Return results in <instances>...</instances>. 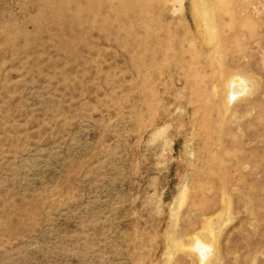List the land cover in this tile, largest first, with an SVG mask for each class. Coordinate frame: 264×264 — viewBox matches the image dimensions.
I'll list each match as a JSON object with an SVG mask.
<instances>
[{
  "label": "rangeland",
  "instance_id": "1",
  "mask_svg": "<svg viewBox=\"0 0 264 264\" xmlns=\"http://www.w3.org/2000/svg\"><path fill=\"white\" fill-rule=\"evenodd\" d=\"M201 263L264 264V0H0V264Z\"/></svg>",
  "mask_w": 264,
  "mask_h": 264
},
{
  "label": "bare ground",
  "instance_id": "2",
  "mask_svg": "<svg viewBox=\"0 0 264 264\" xmlns=\"http://www.w3.org/2000/svg\"><path fill=\"white\" fill-rule=\"evenodd\" d=\"M203 258H205V257H203ZM203 261H204V259H203ZM202 264V263H201Z\"/></svg>",
  "mask_w": 264,
  "mask_h": 264
}]
</instances>
